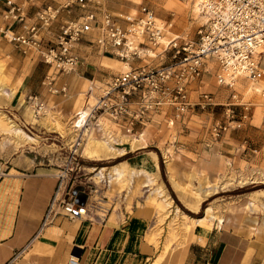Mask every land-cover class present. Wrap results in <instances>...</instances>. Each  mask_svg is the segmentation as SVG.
<instances>
[{
    "label": "built area",
    "instance_id": "obj_1",
    "mask_svg": "<svg viewBox=\"0 0 264 264\" xmlns=\"http://www.w3.org/2000/svg\"><path fill=\"white\" fill-rule=\"evenodd\" d=\"M189 1L194 5L195 0ZM37 2V10L29 16L28 6ZM1 6L5 8L0 39L25 54H35L48 66L42 84L49 93L69 95V82L57 81L56 76L76 72L86 58L80 49L126 64L125 69L100 81L83 126L92 125L102 131L101 119L112 121L122 135L130 138H145L148 134L164 137L163 147L169 155L184 148L182 131L189 127L194 107L214 103L210 92L201 89L206 71L213 70L218 84L233 89L237 78L242 77L249 79L254 88L264 90L260 82L264 77V0H198L196 7L203 21L196 28L195 39L177 34L172 17L160 18L142 4L132 12H111L102 0H59L55 5L47 0H0ZM75 9L79 10L76 16L66 17ZM58 20V30L52 33V25ZM89 81L90 96L95 83ZM194 92H198L196 100ZM236 95L233 92L231 97ZM27 101L35 116L47 112L48 102L41 93L28 94ZM237 103L226 102V119H216L206 127V147L229 125H239L246 116L237 114ZM160 156L164 160L163 150ZM74 166H80L78 160L64 164L56 173L54 195L55 199L59 192L64 194L71 207L79 205L74 185L66 192L63 188ZM53 202L42 226L50 217ZM24 248L0 264H15ZM77 261L78 257H70L66 264Z\"/></svg>",
    "mask_w": 264,
    "mask_h": 264
},
{
    "label": "rangeland",
    "instance_id": "obj_2",
    "mask_svg": "<svg viewBox=\"0 0 264 264\" xmlns=\"http://www.w3.org/2000/svg\"><path fill=\"white\" fill-rule=\"evenodd\" d=\"M197 1L198 0H195V2ZM138 2L139 4L137 7H139L140 4L147 5L154 11L151 4L156 6L158 0H147L146 2L143 1V3H140L139 0ZM184 7L192 13V17L189 19V22L191 21L192 24L190 27H187V29L182 28L177 30L174 28V31L177 34L195 39L196 28L203 21V18L200 17L196 10L197 7H195L192 2H187ZM128 11L132 12L131 10ZM96 56L97 59H99L98 62L86 66L87 69L91 71H85L88 73L89 77L83 76L82 73H79L80 75H74V72L57 74V81L65 80L69 82V95L63 96L61 94L49 93L45 85L42 84V79L48 70V66L41 62L35 54H25L7 41L0 39V63L3 65V68L0 67L2 68L0 70H4L8 85L18 81L25 73H29L30 82L33 86V91L30 93H41L48 102L47 112L43 115L35 116L27 101L28 94L25 100L24 96H22L23 102L20 105L18 104L17 107L10 106V101L8 102L7 99L0 95V112L5 113L7 118L19 126L27 135L33 137L31 139L18 138L15 131L11 128V124L8 122L9 120L2 118L3 116L0 115V178L7 176L8 170L13 173H19L15 169L30 173L33 168L38 166L50 169L45 171H51L54 178V192L49 201V204H51L57 190L58 178L56 177V173L64 164H71L78 160L80 166H74L75 171L69 174L65 182L66 186L62 188L64 192H66L70 185H74V188L77 185H83L84 192L88 194L85 203H78L79 205L75 204L73 206L78 210L83 207L82 211L76 212L67 208L69 206L66 203L68 200H64V194L59 192L56 195L52 204L53 209L51 215L48 217L46 223L42 226L44 214L38 229L33 233L30 239L26 241L25 245L21 247H25L22 252L25 262L32 252L33 242L40 239L44 234V236L50 237L49 239H45L49 244H54L57 241L58 231H62L60 228L56 227L58 220L60 223L67 220H71L75 223L79 219H94L96 217H87L88 214L95 213L104 216L111 211L114 213L123 201L129 204L133 201V204L140 205L147 197L149 203L157 207L159 215L164 217L172 216V218L169 217V223L172 222L176 226L171 237L169 236L164 243L161 242L160 236L157 237L158 247L161 245L159 255L163 256L170 251L173 248L172 244L179 245L177 247L178 252L183 251L184 244L188 237L196 234V232L205 235L214 221H216L217 225H220L222 223H220V219L223 221V217L219 213L224 214L229 203L239 201L240 195H218V192L233 190L239 187L246 188V191L243 192H248L247 188L253 187V185L258 183L264 184V90L262 91L254 88V85L249 79L242 77L237 78L233 85L234 89L226 84H218L215 80L213 70L204 73V83L201 89L210 92L213 96L214 103L206 105L203 108L194 107V115L191 117L189 127L183 129L181 138L184 142L185 140L192 139V143L198 148L201 145L199 149L204 151V153L200 154V157L204 158L203 160L209 164L211 169L216 170V177L210 180L205 174H195V184L191 183L187 186L192 193H198L203 185H212L218 181L222 182L230 179H234L235 181H232L225 187L217 189L215 192L206 195L202 199L206 200L205 206L207 207L205 208L204 216L195 218L181 211L182 209L180 210L178 205H174L176 207H173L175 200L173 202L166 193L168 187L165 184L167 187L165 190L163 185L159 183L161 179L158 176L157 165L146 160L147 154L155 157V153L153 152L142 154V156L135 160L132 159L122 162L117 161L119 157L125 154L113 155L100 159L87 158L84 148L90 137L94 140H102L108 138L110 134L114 143H117L120 140L119 134H121L116 124L112 121L105 120L107 124L105 123L103 127L104 132L98 131L97 128H93L92 125L88 128L89 136L83 141L81 147L79 144H76L74 140L78 133L75 122L79 110H81L84 104L88 107L87 110L89 109V105L95 100L93 94L98 92L97 86L100 85L101 80L108 78L118 70L126 68V64L115 59L103 58L97 53ZM261 64H264V53L261 56ZM72 76L73 78L70 80ZM90 79H93L95 86L89 96L87 95L89 94L87 89L91 84L89 81ZM260 82L264 85V77ZM8 85L5 89H9L7 88ZM219 88H222L220 94L218 91ZM12 89L14 90V88L9 90ZM233 92L237 94L235 98L231 97ZM197 95L198 92L192 93L193 100L197 99ZM215 96L217 97L216 99ZM215 101H222V103H216ZM228 101L238 102L236 107H240V111L235 108L237 114L240 115L241 113H245L246 116L242 118L239 125H229L210 146L206 147L203 143L206 127L216 119L220 121L226 119L225 103ZM46 119L51 121L55 119L54 123L60 122L64 128L67 127L69 123L74 124L76 129L74 126V133L70 136L71 139L63 131H61L62 134H60L57 131L47 129L48 127H45V122H43ZM141 142L140 146L146 144V140ZM197 144H199V146H197ZM73 150H75L74 155L71 154ZM162 150H165L163 146ZM141 152H143L141 149H137L130 154L134 157ZM164 155L167 164H169L170 156L167 155V151H165ZM191 156H193V154H190L189 157ZM129 158L131 157L128 156L124 159ZM189 160H191V158ZM115 162L117 163L113 164ZM120 163L125 165L126 171L120 177L114 175L113 178L115 182L112 183L110 182L111 168ZM99 171L104 175L103 177L98 176V173H100ZM153 179H155L156 182L153 183ZM242 180H246L247 182H240ZM35 184L43 185L46 183L44 181H36ZM158 185L164 190L170 204L166 196L158 189ZM177 190L181 195L185 196L178 188ZM167 192L170 194V191ZM246 194L247 196H245V198L250 197L251 200H257V197L260 199L259 194L264 198V189L258 187ZM202 200L194 201L195 203L191 207L197 209ZM242 201L244 200H240L239 202L242 203ZM77 206L81 207L78 208ZM49 207L50 206H48V208ZM48 208L45 212H47ZM150 209L154 213V209ZM55 214L71 217H53ZM208 215L210 216L208 217ZM165 219L166 218H159L160 222ZM53 223L55 226L49 227V225ZM46 229L50 230L49 234L46 232ZM62 263L66 264V262Z\"/></svg>",
    "mask_w": 264,
    "mask_h": 264
},
{
    "label": "crops",
    "instance_id": "obj_3",
    "mask_svg": "<svg viewBox=\"0 0 264 264\" xmlns=\"http://www.w3.org/2000/svg\"><path fill=\"white\" fill-rule=\"evenodd\" d=\"M47 1L55 5L59 0ZM138 1L102 0L105 7L111 12L135 10L138 8ZM143 1L146 2L147 0H140V3ZM187 2L189 0H158L156 6L151 5L158 17L163 19L172 17L175 21L174 28L179 30L187 29L192 24L191 21L189 22L192 13L184 7ZM38 5L39 2L36 5L28 6L29 16L33 15ZM4 8L5 6L0 7V27L4 25L1 16ZM78 13L79 10L75 9L72 14L66 17H73ZM59 23L60 20L53 23L52 33L58 30ZM47 38H50V35H47ZM80 50L86 58L78 66L74 75L82 73L83 76L89 77L85 71H91L86 66L97 63L99 59H97L96 52ZM103 58L111 59L109 57ZM0 67L3 68L1 63ZM71 78L73 76L70 77V80H72ZM7 85L4 70H0V87L5 88ZM7 88H14V90H4L12 96L10 106L17 107L20 98L24 96L25 100L26 95L33 91L29 73H25ZM218 91L220 94L222 88H219ZM7 101L9 102V100ZM215 102L222 103V101ZM237 110L240 111V107ZM51 122L57 127V130L47 128L51 131H57L60 134L63 131L69 138L74 133V124L69 123L64 128L60 122L54 123L55 119ZM45 127H47L46 124ZM122 136L127 137L119 134V139ZM140 139L146 140V144L141 147L131 148L129 142L121 144L126 148L123 154H130L137 149L143 151L134 157L131 154L129 156L131 158L123 161L135 160L148 152L155 153V157L147 154L146 160L157 165L158 176L161 179L159 183L166 190L167 187L159 168L162 146L165 145L164 137L160 138L148 134L145 138ZM148 146L155 147L157 150L149 149ZM199 148L192 143V139L185 140L184 148L170 155L169 164H167L165 157V161H163L165 175L177 198L187 209L195 213L201 209L203 200L197 209L192 208L191 206L195 203L194 199L181 195L177 190L176 182L178 181L183 185L195 184V174H205L210 180L216 177V170L211 169L209 164L203 160L204 158L200 157L204 151ZM165 151L167 150L165 149L163 153ZM190 154L193 156L189 157ZM190 158L191 160H189ZM15 170L19 173L8 170L7 176L0 178V262L7 260L14 251L25 245L26 241L38 229L54 192L53 173L45 171L50 169L38 166L33 168L30 173ZM36 181H44L46 184L36 185ZM252 190H248V192ZM167 191H169L168 189L166 193L174 202L173 197ZM248 192L233 194L240 195L239 201H244L242 203L239 201L229 203L225 213H219L223 217L222 223L217 225L214 221L205 235L196 232V234L188 237L183 251L178 252L177 247L179 245L172 244L173 248L170 251L163 256L159 255L161 245L158 247L157 237L160 236L161 242L164 243L169 236L171 237L176 226L172 222L169 223L172 216L169 218L159 215L157 207L149 203L147 197L140 205L133 204V201L130 204L123 201L114 213L111 211L104 216L95 213L88 214L87 217H96L94 219H79L75 223L71 220L60 223L58 220L56 227L62 231H58L57 241L54 244H49L45 239L50 237H46L44 234L40 239L33 242L32 252L29 254L28 260L25 262L24 254L21 253V257L16 260V263L63 264L62 262H67L73 256L71 252L75 251L78 253L77 264H264V198L261 194H259L260 201L251 200L250 197L245 198ZM174 205L178 204L175 202L173 207H176ZM178 207L181 210L179 205ZM52 208L49 215H51ZM150 208L154 209V213ZM205 208L207 207H204V212L202 210V216L205 215ZM82 210L83 208H80L76 211ZM53 217L71 216L55 214ZM193 217L199 218V216ZM159 218L166 219L160 222ZM52 226L55 224L49 225V227ZM46 232L49 234L50 230L46 229Z\"/></svg>",
    "mask_w": 264,
    "mask_h": 264
},
{
    "label": "bare ground",
    "instance_id": "obj_4",
    "mask_svg": "<svg viewBox=\"0 0 264 264\" xmlns=\"http://www.w3.org/2000/svg\"><path fill=\"white\" fill-rule=\"evenodd\" d=\"M196 3H194L195 7H196ZM196 9V8H195ZM197 10V9H196ZM4 88V87H3ZM3 88L0 87V95L2 97H4L5 99L9 100L11 99L12 96H10ZM87 91H89V88L87 89ZM87 93V92H86ZM89 93V92H88ZM88 95V94H87ZM23 99L20 98L19 101V105L22 104ZM86 102V101H85ZM88 107L84 106L81 108V110H79L77 117H76V125L78 128V133L75 136V142L78 139V137H80L78 140V144L81 147V144L83 143L84 140H86V138L89 136L88 132V128H85L83 126V121L85 120L87 114H88ZM0 115L3 116L2 118H5L7 120H9L8 122L11 124V128L15 131V133L17 134L18 138L20 139H31L32 137L27 135L19 126H17L16 124H14L9 118L6 117L5 113L0 112ZM45 124L47 125V127L49 129H56L57 127H55V125H53V123L49 120L46 119ZM100 123V127L103 131V127L105 126V123L107 124V121L105 120H99ZM9 124V125H10ZM44 124V123H43ZM59 128V127H58ZM91 134V133H90ZM142 140L140 138H128V137H124L122 136L121 139L119 140V142L114 143L112 136L109 134L108 138H104L102 140H94L91 137L88 139L87 144L84 148V152H85V156L87 158H103V157H109V156H113V155H121L125 152L126 148L124 146H121V144L125 143V142H129V144L131 145V148L138 146L141 147V142ZM143 146V145H142ZM167 155H169L167 153ZM170 156V155H169ZM165 157V155H164ZM103 169V168H102ZM126 171V167L123 163H120L119 165H116L114 167L111 168V173H110V182H115V179L113 178L114 175H118L119 177L122 176ZM100 172V171H99ZM99 177H103L104 175H102V173H98ZM173 178V177H172ZM241 180V179H240ZM232 181H235L234 179H230L228 181H218L212 185H203L201 187V190L198 191V193H192L191 190H189L187 185H183L180 182H176V185L178 187V189L187 197H190L192 199H194V201H200L202 200L206 195L215 192L217 189L225 187L226 185L230 184ZM152 182H156L155 179L152 180ZM240 182H247L246 180H242ZM158 189L160 190V192H162V194H164L166 196V198L168 199L167 195L164 193V190L161 188L160 185H158ZM258 201H260V199H258V197L256 198ZM257 202V201H256ZM168 203L170 204V201L168 199ZM81 207V206H80ZM69 209H73V207H71V205L68 207ZM83 208V207H81ZM76 211V210H74ZM210 215H208L209 217ZM207 217V218H208ZM190 218V217H189ZM222 222V219H220V223ZM71 259L76 260L77 257L75 255H73L71 257Z\"/></svg>",
    "mask_w": 264,
    "mask_h": 264
},
{
    "label": "trees",
    "instance_id": "obj_5",
    "mask_svg": "<svg viewBox=\"0 0 264 264\" xmlns=\"http://www.w3.org/2000/svg\"><path fill=\"white\" fill-rule=\"evenodd\" d=\"M149 149H153V150H157L155 147H147ZM159 153V151H158ZM131 154H128L126 153L125 155H122L121 157H119V160L117 162H120V161H123L125 160L124 158L130 156ZM123 159V160H122ZM84 162V161H83ZM117 162L113 163V164H116ZM102 166V165H100ZM159 168H160V172H161V176H162V179L164 180L166 186L168 187L169 191H170V194L172 195L173 199L175 200V202L180 206L181 209H183L186 213L190 214V215H193V216H199L201 217L202 215V210H203V207H205V204H206V200H203L202 203H201V209L198 211V212H192L190 211L189 209H187L180 201L179 199L177 198L175 192L173 191L172 187L170 186L169 182H168V179L165 175V169H164V165H163V161H162V158L160 156V160H159ZM258 187H262L264 189V184L263 183H258V184H255L253 185V187H249L247 188L248 190H251V189H255V188H258ZM243 191H246V188L244 187H239V188H236V189H233V190H227V191H224V192H218L217 194L218 195H221V194H235V193H240V192H243ZM201 215V216H200Z\"/></svg>",
    "mask_w": 264,
    "mask_h": 264
},
{
    "label": "water",
    "instance_id": "obj_6",
    "mask_svg": "<svg viewBox=\"0 0 264 264\" xmlns=\"http://www.w3.org/2000/svg\"><path fill=\"white\" fill-rule=\"evenodd\" d=\"M74 192L78 198V203H85L86 202L88 194L83 191V187L81 185L75 187ZM71 254L78 255V253H76L75 251H72Z\"/></svg>",
    "mask_w": 264,
    "mask_h": 264
}]
</instances>
